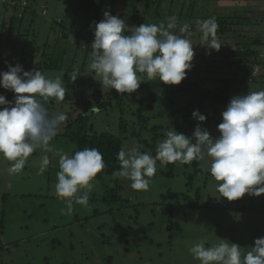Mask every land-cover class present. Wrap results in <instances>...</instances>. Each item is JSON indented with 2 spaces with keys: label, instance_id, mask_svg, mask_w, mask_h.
<instances>
[{
  "label": "rangeland",
  "instance_id": "rangeland-1",
  "mask_svg": "<svg viewBox=\"0 0 264 264\" xmlns=\"http://www.w3.org/2000/svg\"><path fill=\"white\" fill-rule=\"evenodd\" d=\"M102 1L104 8L96 23L104 18L103 13L109 11L113 0ZM124 1L117 4V13L129 12L130 3H134L132 13L140 12L141 15L138 24L132 22L131 25L130 19H124L129 27L142 23L166 24L169 17L177 18V27L172 31L189 39L195 53L192 68L187 70L182 82L201 79L203 90L214 100L201 110L208 109L203 114L206 120L200 122L192 117L193 111L198 109L194 105L189 109L188 100L185 101L181 94L183 99L172 97L173 101L162 97L159 86L154 88V84L161 85V82L147 80L146 74H138L144 82L132 93L134 96L122 94L119 97L122 101L115 99L120 93L102 88L101 82L96 80L99 77L89 71V66L84 73L80 71L79 66L87 64L85 54H90L88 62L92 61L93 22L88 21L83 32L86 20L79 21L77 31L74 29L76 16L72 13L74 0H36L34 29L28 37H21L20 43L27 45L24 54H38L34 53V47L44 49L48 45L47 51L43 52L53 55L47 61L62 67L43 74L64 81L68 89L65 99L56 103L50 98L44 106H48L50 114L65 113L67 119L60 126L59 137L50 142V151H34L21 173H10L11 162L0 156V264H199L189 252L195 243L203 241L209 247L227 239L247 253L255 246V239L264 237V194L258 197L245 194L231 202L222 198L210 175L211 159L207 156L187 165L170 164V168L169 165L162 167L158 161L148 191H134L130 181L120 178L123 191L115 203H112L111 194L114 178L105 176L103 180L93 182L88 206L74 205L71 215L67 214L65 203L55 195L60 155L72 156L78 151L76 144L62 136L70 113L75 118L85 109L78 110L75 103L78 97L86 104L90 101V113L94 112L91 122L97 133L120 138L126 151L142 145L141 152L155 156L158 142L165 138V132L171 127L190 137L199 125L215 138L219 135L217 126L222 122L221 114L232 97L264 90V0H224L219 6V0ZM229 1L232 7L224 4ZM47 2L48 15L44 17L41 7ZM1 3L2 0L0 32L4 22L9 24L12 16ZM191 11H195L197 18L207 16L210 11H224L225 16L233 17L228 22H233L234 33L219 35L216 32L222 44L218 52L210 50L211 54H208L207 46L201 44V21L192 26L188 21ZM56 17L63 23L50 25ZM185 23L189 28L181 33L180 28ZM63 25L72 29L68 35L70 41L64 39V44L52 31V27H56L58 33ZM25 29L24 26L23 31ZM85 46L88 49L83 52ZM237 52L255 55L239 57ZM63 54L68 57L60 60L58 55L64 58ZM21 61L24 63L16 54L12 64L16 66ZM0 62L4 65L0 72L7 71L5 66L9 61ZM23 67L24 71H31L40 66L28 61ZM249 69L253 71L247 73ZM74 70L78 77L72 81L70 76ZM168 87L177 89L179 86ZM0 95L14 103L12 91L0 87ZM97 102L101 106L108 104V109L112 104L114 108L102 112L96 107ZM140 109L143 118L137 115ZM145 119L149 122L143 121ZM121 124L126 126V133L122 132ZM43 155H48L50 164L43 174H39ZM169 170L171 176H163Z\"/></svg>",
  "mask_w": 264,
  "mask_h": 264
},
{
  "label": "clouds",
  "instance_id": "clouds-1",
  "mask_svg": "<svg viewBox=\"0 0 264 264\" xmlns=\"http://www.w3.org/2000/svg\"><path fill=\"white\" fill-rule=\"evenodd\" d=\"M1 5L12 13L10 20L14 15V6L21 9L17 16L22 18L28 0H2ZM41 14L47 16L48 10L44 12L42 9ZM75 16L74 29L77 30L78 20L83 17ZM103 17L99 23L93 22L94 41L90 45L92 61L89 65V71L99 77L95 79L101 82L102 88L115 89L130 96L144 82L138 74H146L147 80L158 79L165 85H179L186 78L195 53L189 39L172 31L177 27L175 16L169 17L166 24L142 23L133 27L109 11H105ZM57 22L62 23V20L57 19ZM54 28L52 31L59 41L64 44V39L69 40L67 31H64L65 35L61 32L62 27H59L58 33ZM188 28L185 23L180 32ZM217 29L214 17L199 22L201 44L207 46L208 54H211L210 50L218 52L221 48L222 44L216 37ZM75 37L79 39L80 36ZM45 46L38 54L29 55H39L38 61L25 58L24 62H33L40 66V70L24 71L23 66H13L9 61L5 66L8 70L0 72V87L15 94L14 103L0 95V156L11 162L10 173H21L29 156L37 149L50 151V142L67 119L63 112L50 115L44 106L50 98L61 103L68 91L60 77L51 79L43 74L45 71H57L41 66L45 63L43 55L49 59L53 55L43 52L49 47ZM87 49L85 46L84 51ZM85 55L88 63L90 54ZM77 77L74 70L70 78L75 81ZM221 115L222 122L217 126L219 135L215 138L199 125L190 137L171 127L165 132V138L158 142L155 156L141 152L142 145L127 151L121 148L117 154L120 168L113 176L130 181L134 191H148L151 178L157 172L158 161L162 167L168 164L187 165L207 156L211 159L210 175L222 198L231 202L245 194L257 197L264 194V90L232 97ZM192 117L200 122L206 120V116L198 110L193 111ZM49 164L48 155H43L39 174H43ZM59 168L55 195L65 203L67 214L71 215L74 205L88 206L93 182L105 168L103 154L98 148H84L72 156L62 154ZM61 211L64 214V210ZM254 245L250 251L243 253L240 245L227 239L209 247L201 241L195 243L189 252L199 264H264V237L255 239Z\"/></svg>",
  "mask_w": 264,
  "mask_h": 264
},
{
  "label": "trees",
  "instance_id": "trees-1",
  "mask_svg": "<svg viewBox=\"0 0 264 264\" xmlns=\"http://www.w3.org/2000/svg\"><path fill=\"white\" fill-rule=\"evenodd\" d=\"M36 0H28V6H27V10H25V16L22 18H18V12L21 11V9L17 6H14L13 10H14V15L10 20V23L7 24V22H4L2 28H1V32H0V43H1V47H0V51H2V53L0 54H19L20 57H22L24 55V53L27 50V45L26 43H20V38L21 37H28V33L33 31L34 29V23H35V17H36ZM76 3L75 5L72 7V13L78 16L83 17L82 20H86V23L88 21H92V22H97V18L99 17V13H101L102 9L104 8L103 4L104 2L102 0H74ZM113 0L110 4L109 7V12L112 15L117 16L118 18L121 19H130L129 21L131 22V25H133L132 22H134V24H138L139 21L141 19V15L140 12L138 13H132L133 9H135V5L134 3H130L132 4L131 6V10L128 11H123L121 14L117 13L116 11V6L117 4L122 1L125 3L124 0ZM137 1V0H134ZM18 2H21V0H18ZM160 3V1H159ZM197 3V2H195ZM48 4L49 2H47L46 5H44L43 11L45 12L48 9ZM6 7V5H5ZM147 7V6H146ZM8 9V8H7ZM148 9V8H146ZM192 12V11H191ZM71 14V13H69ZM224 11L221 12H213L210 11L208 12L206 15L207 16H203L202 18H197L196 17V13L195 11L192 12L191 16H188L189 18V22H192V26H194V22L196 21H204L207 20L210 17H214L217 21L218 24V29H217V33L219 35H228L231 33H234L235 30L233 28V22L231 21L230 23L228 22L229 19H233V17L231 16H225L224 15ZM57 19H61L56 17L55 19L53 18L52 21L50 23L53 22H57ZM62 20V19H61ZM63 23V20H62ZM62 23H56V24H62ZM65 24V23H64ZM85 24V23H84ZM27 27V29H25L23 31V28ZM65 25L61 26L62 28H64ZM83 31V30H82ZM5 36L7 37L6 40H3L5 38ZM79 36V35H76ZM21 45V46H20ZM45 47V46H44ZM40 47L36 46L34 47V53H39L40 51ZM238 53V52H237ZM33 55V54H32ZM239 57H253L255 54L251 53L249 54V52L247 54H241L238 53L237 54ZM1 56V55H0ZM48 56L47 55H43V61L45 63H43L41 66L44 65L45 69H52V70H59V66H54L53 64H48ZM2 61V60H1ZM85 66H83V68L80 69V71L82 73L85 72L84 69ZM252 69H249V72H252ZM194 78H198V77H194ZM196 81H191L190 82H181L178 86L177 89L174 88H169V85H165L161 82L160 84H154V88H157L159 86V94L162 95V97L164 98H168V101H173L171 98L172 97H179L181 98L180 94L185 98V101L188 100V108L191 109L194 106H196V108L199 110L200 113L204 114V111L201 112V110L203 109V107L208 104V103H212L214 100L212 99V95L208 92L205 91L203 89V82L201 79H195ZM161 91V92H160ZM113 95H116V92H114ZM122 94H119L118 96H115V99H118L119 101H122V98H119ZM132 96H134V94H132ZM157 96V95H156ZM142 100V99H141ZM76 106L79 108L78 110H82L83 108H85L84 110L80 111L79 114L74 118L72 117V113H70V121L66 124L65 128H64V133L62 134V136H64V138H68L71 142H73L74 144H76L78 151L79 150H83L84 148H98L99 151L103 154V159H104V163H105V168L102 170V172L98 173L95 181H101L104 179V177H112L114 178V186H113V190L111 191L112 194V203H115L117 201V199L120 197L121 192L123 191V187L120 181V178L114 177L113 173L117 170H119L120 168V162L117 159V154L118 152L121 150V148H123V141L111 134H100L97 133V131H95L94 126L91 122L92 116L94 115L93 113H90V109H89V105L90 101L87 102V104L85 102L80 101V97H78L75 101ZM143 104V103H142ZM86 105V106H85ZM108 105V104H107ZM107 105H100L97 102V106L98 109H100V111L104 112L107 111L109 109L114 108V106L112 104H110L111 108H107ZM48 109V106H45ZM156 108V106L154 107ZM153 108V109H154ZM143 110H139L137 115H139L140 118H143ZM50 114V111H49ZM216 114V112H215ZM51 115V114H50ZM143 121L149 122V119H145ZM123 128V133H126V126L122 125ZM60 130V129H59ZM138 135V138L140 139V135ZM59 137V131L58 134L53 138L56 139ZM169 168H170V164ZM163 176L165 177H170L171 176V172L170 170L168 171V173H164ZM192 181V179L190 180V182ZM189 182V183H190ZM130 242V241H129Z\"/></svg>",
  "mask_w": 264,
  "mask_h": 264
},
{
  "label": "crops",
  "instance_id": "crops-1",
  "mask_svg": "<svg viewBox=\"0 0 264 264\" xmlns=\"http://www.w3.org/2000/svg\"><path fill=\"white\" fill-rule=\"evenodd\" d=\"M222 1H224V0H219V2H217L218 3V6L220 5V2H222ZM222 4V3H221ZM224 4H228L226 7H228V6H231L232 7V5H230V4H232V2L231 1H229V2H225ZM225 7V8H226ZM79 21H81L80 19L78 20V22ZM75 26V25H74ZM86 27H88V23H85V24H83V28H82V30H83V32L85 31V29H86ZM64 31H67L69 34H71L72 33V29L69 27V26H64V28L61 30V32L63 33V34H65V32ZM66 35V34H65ZM69 37V36H68ZM70 38V37H69ZM3 40H6L5 38L3 39ZM82 50H83V52H84V47L82 48ZM1 56H0V61L2 60V62L3 61H11V62H13V59H14V57H15V55L14 54H9V55H6V54H0ZM30 54H24L22 57H20L21 58V60H23L24 62H25V58H30V59H32V60H39V55L37 56V57H35V56H29ZM64 55V58L62 57H60L59 55H58V57L60 58V60H65L66 59V57H68V54H63ZM73 55V54H72ZM80 55H82V54H80ZM79 57H81V56H79ZM82 58V57H81ZM87 57L84 59L85 60V62L87 63ZM33 63V62H32ZM23 62L21 61L20 62V64L19 65H21V66H23ZM70 64H72V62L70 63ZM89 64H90V62H88L86 65H84L85 67H84V69L86 68V67H88L89 66ZM81 65V64H80ZM14 66V65H13ZM0 67H4V65L0 62ZM80 68L82 67V65L81 66H79ZM59 68H60V66H59ZM60 69H62V67L60 68Z\"/></svg>",
  "mask_w": 264,
  "mask_h": 264
}]
</instances>
